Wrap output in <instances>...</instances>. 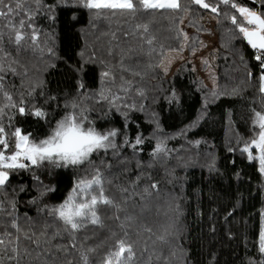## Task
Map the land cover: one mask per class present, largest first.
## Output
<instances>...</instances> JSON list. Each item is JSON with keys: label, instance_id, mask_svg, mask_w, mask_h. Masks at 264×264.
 <instances>
[{"label": "snow or ice", "instance_id": "snow-or-ice-1", "mask_svg": "<svg viewBox=\"0 0 264 264\" xmlns=\"http://www.w3.org/2000/svg\"><path fill=\"white\" fill-rule=\"evenodd\" d=\"M63 9L71 10L73 19L87 12L85 36L99 33L97 40L103 38L106 46L97 50L86 42L79 59L69 65L71 87L53 93L42 70L26 56L39 54L43 71L56 69L59 62L68 64L55 46ZM206 18L215 21L214 30L205 26ZM41 19L48 22V31ZM161 20L170 25L174 46L158 42L154 25ZM0 21V264H141L137 245L142 237V254L148 253L149 241L153 253L157 243L182 241L183 197L175 191L162 193L150 170L159 164L170 177L168 183L175 185V168L168 165L183 161V148L168 147L176 136L163 132L158 113H150V135L133 117L147 111L153 81L159 85L151 83L152 103L164 99L180 106L175 83L164 89V78L176 61L190 63L184 52L196 57L210 48L202 35L219 31L221 36L208 57L201 56L213 87L179 136L186 138L200 127L212 105L241 97L244 86L255 81L260 107L253 102L244 131L234 133L227 151L239 153L264 178V0H0ZM102 21L107 31L100 30ZM222 50L230 54L223 59L231 56L235 70L244 73L230 91L216 86L213 61ZM28 121L39 127H25ZM215 170L212 163L210 171ZM65 172L70 175L62 191ZM235 212L234 206L225 219ZM259 215L256 247L264 257V211ZM102 232L107 236L96 243ZM145 264H153L151 255Z\"/></svg>", "mask_w": 264, "mask_h": 264}, {"label": "trees", "instance_id": "trees-1", "mask_svg": "<svg viewBox=\"0 0 264 264\" xmlns=\"http://www.w3.org/2000/svg\"><path fill=\"white\" fill-rule=\"evenodd\" d=\"M76 15L77 19H73L72 11L63 9L59 11L56 25L55 46L59 55L64 60H68V64L59 62L56 69L43 71L44 61L39 54L33 57L29 53L26 56L27 60L42 70L43 78L47 81V88L53 93L58 91L62 93L71 87L73 74L69 65H74L79 59L77 54L84 49L86 42L89 46L95 44L97 50L106 46L103 38L97 40L99 33L90 32L85 36L84 30L89 27L88 13L82 11ZM39 23L46 31L49 30L46 20L41 19ZM2 24L3 21H0V25ZM99 27L101 31L108 30L106 21L100 22ZM114 27L115 24H113ZM169 27L170 25L164 20L154 25L158 42L166 48L169 45L174 46L172 34L168 31ZM189 34H193L192 29H189ZM215 35V44L218 46L221 39L220 32L217 31ZM184 53L190 61L189 52ZM224 55L230 54L222 50L220 58L215 61L218 78L216 86L230 91L244 79V73L242 68L240 71L235 70L231 56L226 62L223 59ZM236 65L239 66L238 59ZM191 69V62H181L164 78L165 82L162 85L164 89H168L175 83L180 92V106L169 105L164 99H160L158 103H152L151 97L154 93L151 90V83L159 85V81H153L149 84L147 111L135 113L133 117L140 125V130L150 135L154 130V125L149 123L150 113L153 111L158 113L163 132L169 136H176L169 141L168 147L183 148L180 152L183 161L178 163L174 159L168 165L169 170L175 168V185L168 183L170 177L164 167L157 164L150 170L154 177L159 179L162 193L175 191L183 197L180 201L184 213L181 220L183 239L177 242L182 244V249L177 244L161 246L157 243L153 253V245L149 241L148 253L142 254L145 236L137 245V258L141 264H145L149 255L152 256L153 264H184L185 260L187 264H249L250 261L259 264V261L264 259L256 247L261 224L259 214L264 211V192L260 191L264 178L243 160L239 153L233 156L227 151V143L234 133L244 131L246 127L244 118L248 116L253 102L257 108L260 107L261 97L257 91V85L253 81L244 86L246 91L241 97L224 99L212 105L208 115L201 121L200 127L189 132L185 138L179 136L180 131L186 129L196 119L204 96L210 90ZM94 115L98 116V113ZM121 123L122 121L117 118L116 126ZM25 127L39 126L28 121ZM197 140L201 141L199 145L194 143ZM147 153L146 148L143 154L145 164L149 160ZM233 159H235V165L232 163ZM212 163H215V171H210ZM237 174L240 179H237ZM69 175L70 173L65 172V179L60 185L62 191L68 186ZM234 206L235 214L226 220L225 217ZM29 214L34 216L35 211L32 210ZM146 217L152 219L153 213H146ZM213 227L215 231L212 230ZM106 236L107 233H100L95 242L99 243ZM210 253L214 254V260ZM157 256L161 258L157 260Z\"/></svg>", "mask_w": 264, "mask_h": 264}, {"label": "rangeland", "instance_id": "rangeland-1", "mask_svg": "<svg viewBox=\"0 0 264 264\" xmlns=\"http://www.w3.org/2000/svg\"><path fill=\"white\" fill-rule=\"evenodd\" d=\"M204 24L206 27H208L209 29H213L214 30V24H215V21L214 20H209V19H205L204 20ZM202 40H204L205 43L209 44L210 48L208 50H204L202 53H198L196 57H190V62H191V66L192 68L195 67V74L197 77L201 78L203 81H204V84L209 87L210 89L213 87V81L212 79L209 77L208 75V70L205 69L202 64H201V56L203 57H208L209 55V51L211 49V46L213 44L216 43V35L214 36H207V35H202L201 36ZM184 56L185 53H183ZM215 61H213V63L215 64ZM182 61H176L172 66H171V69L169 71V74L171 72H173L175 70V68L181 63ZM216 65V64H215ZM214 72H215V75H216V67L214 68Z\"/></svg>", "mask_w": 264, "mask_h": 264}]
</instances>
